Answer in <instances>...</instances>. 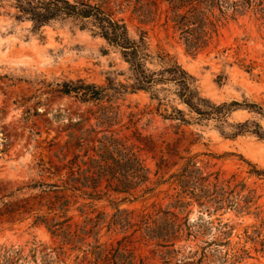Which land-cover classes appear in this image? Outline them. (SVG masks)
<instances>
[{"label": "rangeland", "instance_id": "obj_1", "mask_svg": "<svg viewBox=\"0 0 264 264\" xmlns=\"http://www.w3.org/2000/svg\"><path fill=\"white\" fill-rule=\"evenodd\" d=\"M84 1L93 5L108 2L104 6L112 9L117 19L125 20L132 38L138 40L146 33L153 54L166 51L196 78L202 97L217 105L255 102L264 108V0H227V18L212 43L198 53L188 52L172 31L162 28V22L142 23L133 7L125 6L126 0ZM13 2L0 1V200L32 180H41L42 160L46 165L60 164V159L69 160L77 153L74 146L67 144L65 129L70 120L86 118L89 107L57 93L59 85L84 79L106 86L108 78L126 83L129 73L119 51L95 34L90 21L62 18L34 31L31 22L16 19ZM116 2L123 3L122 11ZM234 4L241 6L239 11ZM160 103L163 107L158 113ZM120 104L125 115L123 124H127L119 128L123 135L139 130L144 135H163L172 142L185 135L183 156L195 157L205 175L220 173L227 180L235 176V183L247 185L244 194L254 191L255 197L250 212L231 207L207 211L195 205L189 215L191 236L182 235L167 243L148 241L139 233L133 243H125L151 264H264V178L250 173L252 165L264 170V139L250 132L233 137L237 132L234 126L248 121L259 123L264 130V117L239 109L224 119L200 121L181 104L173 84L127 95ZM174 108L185 112L189 125L160 115ZM130 113L138 114L139 122L129 127ZM147 167L152 174L146 186L130 194L112 193L98 203V211L106 213L108 221L118 209L137 217L171 203L173 187L169 183L156 185L160 177L155 175L156 162L151 156ZM169 176L165 175V179ZM147 188L154 190L148 192ZM132 233L105 227L100 243L116 245ZM0 247L24 248L26 254L37 248L39 263L45 254L53 258V264L94 261L83 252L88 247L79 251L62 245L33 218L15 223L1 221ZM26 264L36 263L30 258Z\"/></svg>", "mask_w": 264, "mask_h": 264}, {"label": "trees", "instance_id": "obj_2", "mask_svg": "<svg viewBox=\"0 0 264 264\" xmlns=\"http://www.w3.org/2000/svg\"><path fill=\"white\" fill-rule=\"evenodd\" d=\"M126 1L125 6L133 7V13L142 23L162 22V28L166 32L172 31L192 53H198L212 43L220 24L227 18L224 6L229 3L227 0ZM107 3L14 0L12 4L17 11L16 19L31 22L34 31L62 18L90 21L95 34L119 51L129 66V73L126 83L108 78L106 86H98L79 79L58 86L57 93L74 97L89 107L86 118L70 120L65 129L67 144L74 146L77 153L69 160L60 159V164L50 162L46 165L42 160L41 180H32L0 200V222H24L33 218L36 225L44 226L53 238L61 240L62 245L79 251L88 247L83 252L92 256L94 261L90 264H151L125 242L133 243L134 236L139 233L148 241L167 243L182 235L191 236L189 215L195 205L207 211L231 207L239 212H250L254 191L245 195L247 185L235 183V176L227 180L220 173L205 175L195 163V157L183 156L181 145L185 135L176 142L166 140L163 135H144L139 130L123 135L121 129L127 124H123L125 115L120 101L130 94L148 93L157 86L173 84L181 104L200 121L224 119L239 109L264 117V108L255 102L234 101L217 105L202 97L194 76L166 51L153 54L146 33L138 40L132 38L125 20L117 19L115 12L104 6ZM116 5L123 10V3L116 2ZM234 6L236 11L241 8L237 4ZM162 107L160 103L156 109L158 113ZM165 112L160 114L165 120L190 124L182 110L174 108L171 113L168 109ZM137 117L136 113L128 115L129 127L139 122ZM234 127L237 132L233 137L250 132L264 139V130L257 122L248 121ZM150 156L156 162L155 175L160 177L156 185L169 183L173 187L171 203L137 217L118 209L108 221L107 214L98 211V203L110 198L112 193L130 194L150 183L152 170L147 167ZM252 167L251 175L264 178V170ZM176 168V172H172ZM153 190L146 189L148 192ZM105 227L108 230L118 227L123 233H133L116 245L104 246L100 243V234ZM30 258L36 264H53L49 254L43 255L39 263L37 248L26 254L24 248L0 247V264H26Z\"/></svg>", "mask_w": 264, "mask_h": 264}]
</instances>
